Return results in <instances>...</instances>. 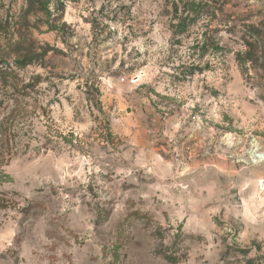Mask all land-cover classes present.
<instances>
[{
	"label": "rangeland",
	"instance_id": "374dc122",
	"mask_svg": "<svg viewBox=\"0 0 264 264\" xmlns=\"http://www.w3.org/2000/svg\"><path fill=\"white\" fill-rule=\"evenodd\" d=\"M181 1L0 0V264H264V0Z\"/></svg>",
	"mask_w": 264,
	"mask_h": 264
},
{
	"label": "trees",
	"instance_id": "16d2710c",
	"mask_svg": "<svg viewBox=\"0 0 264 264\" xmlns=\"http://www.w3.org/2000/svg\"><path fill=\"white\" fill-rule=\"evenodd\" d=\"M181 2L183 3V12H185V15L176 25L179 32L184 31L188 21L196 18L205 6L202 0H182ZM27 63L29 62L22 61L21 65H26ZM0 83L3 87L8 88L7 92L3 93V97L0 98V156L12 157L23 146H29V139L32 138L30 134V125L32 123L31 118L35 115V111L34 109L27 110L26 104L19 102L15 97L17 93L24 92V90L30 88L32 84H21L18 80L9 81L7 77H1ZM91 86V88L97 92V89L94 88L93 85ZM10 99L12 101H10ZM24 136H27V140L22 143L21 139H23ZM53 137L58 138L59 134L50 129L47 130L46 134L42 137V144L37 147L36 150H52L57 145V141H55ZM64 139L65 138L62 137V140Z\"/></svg>",
	"mask_w": 264,
	"mask_h": 264
},
{
	"label": "bare ground",
	"instance_id": "6f19581e",
	"mask_svg": "<svg viewBox=\"0 0 264 264\" xmlns=\"http://www.w3.org/2000/svg\"><path fill=\"white\" fill-rule=\"evenodd\" d=\"M257 162H264V153H262L261 155H258Z\"/></svg>",
	"mask_w": 264,
	"mask_h": 264
}]
</instances>
